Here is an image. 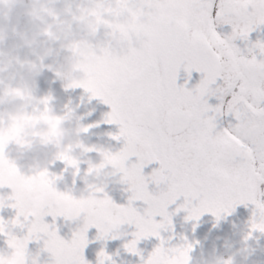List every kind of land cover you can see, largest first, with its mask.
I'll list each match as a JSON object with an SVG mask.
<instances>
[{
	"label": "snow or ice",
	"instance_id": "obj_1",
	"mask_svg": "<svg viewBox=\"0 0 264 264\" xmlns=\"http://www.w3.org/2000/svg\"><path fill=\"white\" fill-rule=\"evenodd\" d=\"M99 6L108 9L114 38L87 87L111 109L104 122L119 125V135L112 139L124 141L112 158L132 195L122 206L105 194L101 211L114 210L135 226L125 250L141 255L138 244L157 238L159 245L143 264H176L175 253L191 251L189 243L168 246L161 235L172 228L168 208L181 197L185 203L176 211H186V219L196 221L206 213L219 220L238 205H254L250 225L264 232L257 224L264 219V41L250 39L264 28V0H100ZM225 26L230 33L218 31ZM181 69L188 81L193 72L201 74L193 88L188 81L178 85ZM213 97L219 101L215 106L209 103ZM134 157L137 162L130 163ZM154 163L159 168L146 176L144 169ZM149 184L159 191L154 194ZM66 198L79 207L78 200ZM136 201L147 205L143 214L133 206ZM5 207L16 210V216L0 217V223L23 222L21 228L27 229L20 236L26 264L33 241H43L52 264H89L88 233L75 231L69 242L54 223L45 222L48 216L59 218L54 211L28 213L0 201V210ZM92 228L99 230L97 239L108 238L102 219L91 222ZM31 264H38V258ZM98 264L115 262L102 250Z\"/></svg>",
	"mask_w": 264,
	"mask_h": 264
},
{
	"label": "clouds",
	"instance_id": "obj_2",
	"mask_svg": "<svg viewBox=\"0 0 264 264\" xmlns=\"http://www.w3.org/2000/svg\"><path fill=\"white\" fill-rule=\"evenodd\" d=\"M99 4L100 0H0V189L11 190L10 195H0V201L18 204L28 213L48 208L69 224L79 222L75 231L80 234L102 219L107 239L117 240L127 235L122 231L126 221L114 210L101 209L109 184L118 176L123 183L121 166L110 147L90 142L97 125L83 123L93 114L94 109H88L96 100L87 85L114 38L108 9ZM46 73L54 77L51 83L60 82L68 94L66 102L51 88L41 89ZM78 89L83 94L73 98ZM82 108L86 111L79 115ZM22 161L27 162L26 170ZM57 162L65 166L61 175L50 172ZM65 174L73 189L78 181L85 185L78 198L57 187L60 181L67 186ZM67 196L78 200L79 207ZM22 223H0L7 245L0 264H26L28 256L16 232L23 230ZM257 224L264 227V219ZM255 232L264 234L250 225L239 249L226 258L213 252L202 264H249L256 253L249 243ZM193 250L175 253L176 264H192Z\"/></svg>",
	"mask_w": 264,
	"mask_h": 264
},
{
	"label": "flooded vegetation",
	"instance_id": "obj_3",
	"mask_svg": "<svg viewBox=\"0 0 264 264\" xmlns=\"http://www.w3.org/2000/svg\"><path fill=\"white\" fill-rule=\"evenodd\" d=\"M251 36H254V38L250 37L252 42L256 41V39L264 41V28L258 29L256 32L252 33ZM49 88H51L56 93L61 102H66L68 94H65L63 92L60 83H52ZM81 94H83V90L78 89L71 95L74 97H78ZM92 109H94L93 114L89 117H86L83 123L86 124L87 121H94L97 125V129L103 132V135L99 137L95 143H97L101 138L105 136L119 135V125H110L104 122L106 114L111 111L108 105L103 104L100 100H94L89 106V110ZM85 111L86 110L82 108L78 114L83 115ZM22 165L25 169L27 163L23 162ZM86 166L87 165H83L82 169H86ZM80 182L81 184L76 189L80 190V188L83 187V182ZM68 183H71V180H69V178ZM65 187L67 188V186ZM83 189L84 188H82V190ZM79 190L72 192V194L77 198L80 196L81 190ZM66 191L69 190L66 189ZM261 191H264V185H261ZM184 203L185 200L183 197H181L175 204L169 206L171 217L174 218L176 222L172 223V228L168 231H162L161 235L165 238V240H169L168 246L170 247H175L185 243L191 244L194 249L191 253L192 264H202L203 260L213 252L226 258L228 255H231L242 246L243 239L245 235L248 234V231L250 229L254 205H238L231 215H226L223 218L226 221L227 219L231 220L232 224L226 225L225 231L217 232V234H215L213 237H209L204 233V231H202V225L203 223L214 221L216 220V218L212 214L206 213L200 218L199 221H187L186 217L188 216V212L183 210L179 212L176 211V209L181 207V205H183ZM193 203L195 204L197 202L194 201ZM7 208L8 207L0 210V217H3L5 220H7V216L5 214L8 211H6ZM15 212L16 210H14L12 214H14ZM65 225V221L63 220V218H61V236H64L66 241H70L68 231L66 229L67 226L65 227ZM122 231L126 232L127 235L122 239H117L114 247L111 249L110 256L115 259L118 255L120 257L125 256L126 259H133L136 262L135 264H143V261L147 260L151 252L160 243L159 240L155 237L146 238L138 244V249L141 255H133L125 250L124 244L134 239L132 233L136 231V228L134 225H129L125 230L122 229ZM253 236L254 239L250 240L249 243L254 248H256V253L251 258L249 264H264V234L255 232L253 233ZM141 256L143 257V260L141 259ZM95 264H98V260L95 261Z\"/></svg>",
	"mask_w": 264,
	"mask_h": 264
},
{
	"label": "water",
	"instance_id": "obj_4",
	"mask_svg": "<svg viewBox=\"0 0 264 264\" xmlns=\"http://www.w3.org/2000/svg\"><path fill=\"white\" fill-rule=\"evenodd\" d=\"M49 77V73H46V77ZM201 79V74L193 72L192 73V78L190 81H188V74L181 69L180 74H179V79L177 81L178 85L183 86L185 84L186 81H188V87L191 89L193 88ZM45 80V79H44ZM105 146H108L111 148L113 154H115L116 152L120 151L123 146H124V141L120 140H105L103 143H101ZM93 158H96V154L93 153ZM137 162V158H132V160L130 161V163H135ZM159 165L158 163H154L152 165L147 166L144 169V174L146 176H150L152 171L154 169H158ZM122 175V174H121ZM120 180V177H116V181L114 183L109 184V186L105 189L107 195L113 200L114 203H116L117 205H122V206H127L128 201L130 196L132 195V193L129 191V185L126 183H119L118 181ZM163 187V186H161ZM149 190L152 191L154 194L157 193L159 191V189H157L155 184H149ZM143 202L142 201H136L134 202V207H136L138 210L141 211L142 206H143ZM79 222H77L78 224ZM77 224H69L70 226V234L73 237V234L76 230ZM99 236V230L96 228H92L89 230L88 232V240H89V244L87 246V248L85 249V254H90V255H97L99 254L100 251H106L109 246L112 243V239H97V237Z\"/></svg>",
	"mask_w": 264,
	"mask_h": 264
},
{
	"label": "rangeland",
	"instance_id": "obj_5",
	"mask_svg": "<svg viewBox=\"0 0 264 264\" xmlns=\"http://www.w3.org/2000/svg\"><path fill=\"white\" fill-rule=\"evenodd\" d=\"M209 103L212 104L213 106H215V105H217L219 103V101L216 98L213 97L212 99L209 100ZM20 163L22 164L23 162H20ZM25 163H27V162H25ZM62 186H64V185H59L58 188H60ZM0 190H2V191H0V195H10V192H11L10 189H0ZM71 190H72V188H71ZM7 210H8V208L6 209V211ZM13 211H7L6 213L5 212L4 213L7 214V216H9ZM5 214H3V215H5ZM45 222H47L46 219H45ZM55 225L59 229V235L61 236V231H60L61 230V225H60V221L56 220ZM126 227H128V225H125L123 228H126ZM16 232H17V234H20L21 233L20 231H16ZM61 237L63 239H65L64 236H61ZM5 244H6V242H5ZM30 244H34L35 245L33 247V248H35V250L34 251L31 250L29 252V254L30 255L33 254V256H36V258H38V264H52V259L50 257V253H48L46 251H43V248H44L43 241H40V242H32ZM5 251H7V245H0V252H5ZM113 261L115 262V264H135L136 263L133 259H130L129 260V259H126L125 256L120 257L119 255Z\"/></svg>",
	"mask_w": 264,
	"mask_h": 264
}]
</instances>
